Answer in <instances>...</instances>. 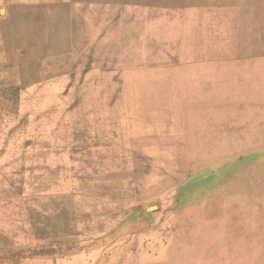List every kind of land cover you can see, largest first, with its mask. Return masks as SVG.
<instances>
[{
  "label": "rangeland",
  "instance_id": "374dc122",
  "mask_svg": "<svg viewBox=\"0 0 264 264\" xmlns=\"http://www.w3.org/2000/svg\"><path fill=\"white\" fill-rule=\"evenodd\" d=\"M112 3L124 62L63 78L0 0V264H264V0Z\"/></svg>",
  "mask_w": 264,
  "mask_h": 264
},
{
  "label": "crops",
  "instance_id": "0c3cea01",
  "mask_svg": "<svg viewBox=\"0 0 264 264\" xmlns=\"http://www.w3.org/2000/svg\"><path fill=\"white\" fill-rule=\"evenodd\" d=\"M9 1L43 10L41 39L50 40V44L44 43L43 47L49 46L53 62L66 66L62 70L66 75L61 77L74 78L77 72H83L82 77L91 78L93 74L107 77L109 75L100 68L101 65L124 62L120 58L123 57L126 32H132V29H125L123 18L118 19L113 14L116 10L110 12L113 0ZM37 62L41 63L40 59ZM108 248L101 243L85 251H122L117 244L113 250ZM98 257L89 264H100L101 260L107 264L105 252Z\"/></svg>",
  "mask_w": 264,
  "mask_h": 264
},
{
  "label": "bare ground",
  "instance_id": "6f19581e",
  "mask_svg": "<svg viewBox=\"0 0 264 264\" xmlns=\"http://www.w3.org/2000/svg\"><path fill=\"white\" fill-rule=\"evenodd\" d=\"M15 181H16V180H15ZM13 183H14V182H13ZM16 183H17V182H16ZM19 184H20V183H19ZM20 186H21V185H20ZM20 186H19V187H20ZM19 187H18V188H19ZM20 188H21V187H20ZM17 190H18V189H17ZM50 195H51V194H50ZM61 211H62V210H61ZM53 215H54V214H53ZM57 215H58V214H57ZM63 215H64V214H63ZM71 218H72V216H71ZM72 219H73V218H72ZM66 222H67V221H66Z\"/></svg>",
  "mask_w": 264,
  "mask_h": 264
}]
</instances>
